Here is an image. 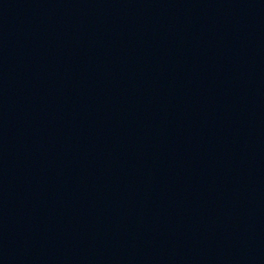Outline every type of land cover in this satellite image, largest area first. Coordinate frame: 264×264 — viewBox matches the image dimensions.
Returning a JSON list of instances; mask_svg holds the SVG:
<instances>
[{"label": "water", "instance_id": "95a60500", "mask_svg": "<svg viewBox=\"0 0 264 264\" xmlns=\"http://www.w3.org/2000/svg\"><path fill=\"white\" fill-rule=\"evenodd\" d=\"M0 264H157L34 0H0Z\"/></svg>", "mask_w": 264, "mask_h": 264}]
</instances>
